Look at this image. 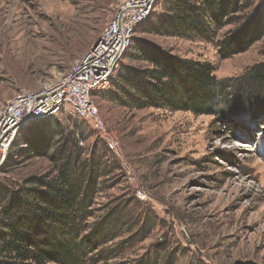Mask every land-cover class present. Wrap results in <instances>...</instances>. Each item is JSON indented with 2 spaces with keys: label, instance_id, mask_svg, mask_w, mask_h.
<instances>
[{
  "label": "rangeland",
  "instance_id": "1",
  "mask_svg": "<svg viewBox=\"0 0 264 264\" xmlns=\"http://www.w3.org/2000/svg\"><path fill=\"white\" fill-rule=\"evenodd\" d=\"M122 2L0 0V111L19 92L40 90L66 75ZM161 2L132 46L148 40L208 61L218 78L241 76L264 62V37L224 57L214 42L153 33ZM234 27L223 28L218 38ZM128 51L112 79L131 62ZM114 89L110 81L96 101L116 147L70 105L51 119L83 131L82 145L105 142L113 151L95 214L115 208L125 217L95 264H264V112L238 122L167 108L129 109L112 98ZM46 120L28 122L15 144L24 146L28 127ZM50 167L49 159L31 157L0 178L21 180Z\"/></svg>",
  "mask_w": 264,
  "mask_h": 264
},
{
  "label": "trees",
  "instance_id": "2",
  "mask_svg": "<svg viewBox=\"0 0 264 264\" xmlns=\"http://www.w3.org/2000/svg\"><path fill=\"white\" fill-rule=\"evenodd\" d=\"M161 4L151 23L153 33L214 42L224 57L244 52L264 37V2ZM229 25L234 29L218 38ZM132 45L127 50L131 62L111 79L112 98L119 105L183 110L238 122L264 112V62L241 76L218 78L208 61L181 56L153 41ZM51 119L29 126L25 145L14 143L0 167V173H8L31 157L47 158L51 164L21 180L0 178V264H95L104 259L100 249L118 236L123 224L121 209L95 214L97 196L112 172L113 151L105 142L82 145L83 131H69Z\"/></svg>",
  "mask_w": 264,
  "mask_h": 264
},
{
  "label": "built area",
  "instance_id": "3",
  "mask_svg": "<svg viewBox=\"0 0 264 264\" xmlns=\"http://www.w3.org/2000/svg\"><path fill=\"white\" fill-rule=\"evenodd\" d=\"M157 0H123L88 53L69 72L40 90H23L0 111V167L22 127L38 119H51L66 106L78 118L89 121L116 147L118 141L107 133L106 121L96 93L113 78L139 26L155 9Z\"/></svg>",
  "mask_w": 264,
  "mask_h": 264
}]
</instances>
